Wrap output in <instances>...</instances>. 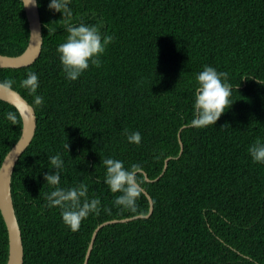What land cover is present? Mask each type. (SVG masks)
<instances>
[{"label": "trees", "instance_id": "1", "mask_svg": "<svg viewBox=\"0 0 264 264\" xmlns=\"http://www.w3.org/2000/svg\"><path fill=\"white\" fill-rule=\"evenodd\" d=\"M38 2L40 56L28 66L0 68V80H13L37 115L12 177L24 264H84L101 223L149 213L144 193L135 212L115 204L119 193L103 183L101 163L111 156L126 167L141 164L150 179L171 159L159 179L145 181L153 213L104 226L88 264H264V164L248 151L264 141V85L255 78L264 79V0H73L74 23L102 20V31L115 36L102 66L75 81L62 75L57 53L68 35L62 13L49 9L50 0ZM29 39L23 0H0V54H21ZM205 64L229 72L239 88L216 125L196 128L189 123L195 77ZM30 71L40 77L43 106L20 86ZM8 111L17 109L0 99V168L23 130L20 113L13 124ZM125 129L139 130L142 144L130 143ZM57 153L66 163L62 186L88 183L104 206L75 232L58 207H46L52 188L44 173ZM9 250L0 209V264Z\"/></svg>", "mask_w": 264, "mask_h": 264}, {"label": "clouds", "instance_id": "2", "mask_svg": "<svg viewBox=\"0 0 264 264\" xmlns=\"http://www.w3.org/2000/svg\"><path fill=\"white\" fill-rule=\"evenodd\" d=\"M73 0H50V10L62 13L65 28L68 33L66 40L57 47V53L62 65V75L70 81L78 80L92 66L97 68L103 64V55L109 45L114 42L115 36L102 31L104 21L96 24L73 22L74 10L71 7ZM24 7L38 3V0H23ZM54 31V29H49ZM230 73L220 71L217 67L205 64L203 70L196 74L194 117L189 122L192 127L206 128L216 125L221 116L235 103L233 98L234 86ZM257 82L264 85V79L255 76ZM20 86L27 89L34 96V104L43 106L44 96L38 93L40 77L37 72L30 71ZM0 88L14 91V81L11 79L0 80ZM22 111H8L6 118L13 124L18 123ZM127 140L136 145L142 144V133L139 130L125 129ZM68 150L70 144L67 145ZM254 162L264 164V141L257 139L249 149ZM70 152V151H69ZM62 153L48 156L49 171L44 173L46 184L52 190L45 193L46 207H58L65 225L73 232L81 228L82 222L91 215H99L104 207L99 196L89 194V184L83 181L71 186H62V173L66 171V163ZM105 168V183L115 196V204L123 209L135 212L138 201L144 192L147 177L144 168L139 163L125 166V161L114 156L103 158L101 162ZM54 170V171H52Z\"/></svg>", "mask_w": 264, "mask_h": 264}, {"label": "water", "instance_id": "3", "mask_svg": "<svg viewBox=\"0 0 264 264\" xmlns=\"http://www.w3.org/2000/svg\"><path fill=\"white\" fill-rule=\"evenodd\" d=\"M26 15L29 21L30 27V39L26 49L19 55L11 56L0 54V68L11 67L20 68L31 65L35 62L41 54L43 46V24L41 19V13L39 8V2L29 7H25ZM0 99L5 100L22 111L23 130L19 140L7 153L2 166L0 168V209L6 221L9 232V258L7 264H24V244L22 237V230L19 224V220L16 214L15 205L12 194V177L16 167V164L20 156L28 148L32 142L36 129H37V115L34 106L18 91H10L0 88ZM185 127V126H184ZM183 127V128H184ZM181 144V153L184 149L183 142L179 136ZM170 158L166 160L162 173L156 179H150L145 173L147 180L159 179L168 167ZM145 195L149 199L150 208L149 213L139 214L133 217L123 219H113L101 223L93 232L89 247L86 253L84 264H88L91 252L94 248V244L98 235V232L106 225L127 222L136 218L149 217L154 211V201L147 190L144 189Z\"/></svg>", "mask_w": 264, "mask_h": 264}, {"label": "rangeland", "instance_id": "4", "mask_svg": "<svg viewBox=\"0 0 264 264\" xmlns=\"http://www.w3.org/2000/svg\"><path fill=\"white\" fill-rule=\"evenodd\" d=\"M33 63H34V62H33ZM33 63H32V64H33ZM4 101H5V100H4ZM8 103H9V102H8ZM10 104H11V103H10ZM12 105H13V104H12ZM13 106H14V105H13ZM187 126H188V125H185V127H187ZM183 127H184V126H183ZM183 127H182V129L180 130V132H179V136H180V138H181V131L185 128V127H184V128H183ZM181 140H182V138H181ZM179 142H180V139H179ZM182 142H183V141H182ZM30 144H31V143H30ZM28 147H29V146H28ZM170 159H171V158H170ZM166 160H167V159H166ZM169 161H170V160H169ZM165 163H166V161H165ZM168 164H169V162H168ZM164 166H165V165H164ZM167 168H168V167H167ZM144 189H145V188H144ZM145 190H146V189H145ZM143 193H144V192H143ZM144 194H145V193H144ZM146 197H147V196H146ZM147 198H148V197H147ZM148 200H149V199H148Z\"/></svg>", "mask_w": 264, "mask_h": 264}, {"label": "bare ground", "instance_id": "5", "mask_svg": "<svg viewBox=\"0 0 264 264\" xmlns=\"http://www.w3.org/2000/svg\"><path fill=\"white\" fill-rule=\"evenodd\" d=\"M255 26V25H254Z\"/></svg>", "mask_w": 264, "mask_h": 264}]
</instances>
